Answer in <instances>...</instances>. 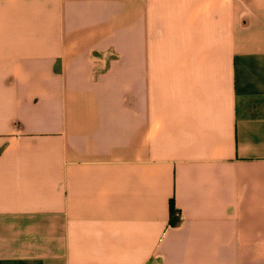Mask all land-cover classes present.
Wrapping results in <instances>:
<instances>
[{"label":"crops","instance_id":"0c3cea01","mask_svg":"<svg viewBox=\"0 0 264 264\" xmlns=\"http://www.w3.org/2000/svg\"><path fill=\"white\" fill-rule=\"evenodd\" d=\"M0 264H264V0H0Z\"/></svg>","mask_w":264,"mask_h":264},{"label":"trees","instance_id":"16d2710c","mask_svg":"<svg viewBox=\"0 0 264 264\" xmlns=\"http://www.w3.org/2000/svg\"><path fill=\"white\" fill-rule=\"evenodd\" d=\"M170 213H171V223L176 224L178 222V217L177 214L179 213V211H176L174 209V200L173 198L170 200Z\"/></svg>","mask_w":264,"mask_h":264},{"label":"built area","instance_id":"2783aa9c","mask_svg":"<svg viewBox=\"0 0 264 264\" xmlns=\"http://www.w3.org/2000/svg\"><path fill=\"white\" fill-rule=\"evenodd\" d=\"M177 217L180 218V214L179 213L177 214Z\"/></svg>","mask_w":264,"mask_h":264}]
</instances>
